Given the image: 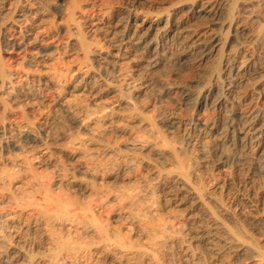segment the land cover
<instances>
[{"label": "bare ground", "instance_id": "bare-ground-1", "mask_svg": "<svg viewBox=\"0 0 264 264\" xmlns=\"http://www.w3.org/2000/svg\"><path fill=\"white\" fill-rule=\"evenodd\" d=\"M47 6L0 0V264H264V0H56L62 47Z\"/></svg>", "mask_w": 264, "mask_h": 264}, {"label": "rangeland", "instance_id": "rangeland-1", "mask_svg": "<svg viewBox=\"0 0 264 264\" xmlns=\"http://www.w3.org/2000/svg\"><path fill=\"white\" fill-rule=\"evenodd\" d=\"M55 1L56 0H54V1L53 0H47V2H48V6H47V9L48 10H47V12L50 11L48 13L49 15H48V18H47V26L50 27L52 29V31H53L52 32V35H53L52 38H55V36L56 37L59 36L58 37L59 39L58 38H55L54 40H55V42H57V44H58L59 47H62L63 46V42L65 41V36H66V34L60 33V24H61L62 21H61L59 15L57 13H55L53 10L50 9L52 3H54ZM100 1L101 2H99V0H81L82 8L78 12V14L79 13L84 14L85 19H86V17L89 16L88 14L90 13V10L91 9H93V11H94L93 13L96 12L95 14H98L101 11H105L106 9H108L110 7H116L114 5L119 6V5L125 4L126 2H129L131 0H125V1L122 0V2H121V0H104L105 2L102 1V0H100ZM108 1H109V3H108ZM88 6H90L91 8L88 7ZM101 6L103 7V9H102ZM87 9H89V10H87ZM98 10H101V11H98ZM83 20H84V17H83ZM8 30H9V32H8ZM8 30H6V29L5 30L4 29L2 30V32H1L2 37L4 35H6L8 37V36H11V35L14 34V32H12L13 31L12 29H8ZM5 32H7L8 34L5 33ZM97 38L98 39H100V38L102 39V37H100V36H98ZM9 51H11V53ZM18 52H19L18 50L8 49L7 51H3V49H2V56L5 58V60H6V58H7L8 61L11 60L9 62H11L12 64L14 62H15V64H18V63H20L22 61V58H23V55H24V52H21V51L19 53ZM60 52H62V50L59 51V53ZM22 53H23V55H22ZM66 57L67 56H65L64 58H66ZM73 58H74V56L71 55V56H68L65 60H67V59L68 60H72ZM19 60H21V61H19ZM16 61L17 62L19 61V62L16 63ZM53 92H55V91L49 92V96L52 95ZM35 112H36V110L34 111V113ZM45 166L46 165H42V166L37 167V169L39 170V171L37 170V172H38V174H46V175L48 174L47 176H50L51 175V171H52L51 169L53 168L52 167V164H49L48 163L47 166H46V168H44ZM40 167H42V168H40ZM46 171H48V172H46ZM19 180H21V178H19ZM110 203H108L105 206H107V207L110 206L111 208H113L112 211L111 210L108 211L104 205L100 208L101 210L99 209V211H103V215H102L101 218L104 219V222L106 224H108L109 226H114L116 229H122V230H124V231L127 232V230H129V228L127 227L128 226V223L125 221V219H124L123 216H120V215L115 214V211H116L115 209H117V203H115V202H110ZM105 211H107V212H105ZM115 218H116V220H115ZM49 229L47 230V240H48L47 241V252H48V247H50L52 245L50 238H48V236L50 237V234L49 233L52 232V230H50V232H49ZM41 231L42 230H38L37 231V235L40 236L41 239H44V234H43L44 232L43 231L41 232ZM132 238H133V236H132ZM134 238H136V236H134ZM141 241L143 242V244H142ZM141 241H139V243H136V242L135 243L137 245H140V246L145 245V247L148 245V243L144 242L143 240H141ZM83 243H85L89 247H91V248L87 249V252L86 253L83 252V253H81V256L78 257V259L72 260L71 257H69L67 254H65L66 253V251H65L64 252L65 256H64V254H61V255H59V257L56 258L57 263L58 264H153L152 263L153 262L152 259L150 260V256H148V254H144V250H142V249H145V248H142V249L139 250V252H136V253H133V254H126V255L122 254V256H121L119 253H116V255H115V253H113L111 255L110 254L108 255L106 253V251H104L105 245L103 243H100L98 245V247H93V246H96V245H94V240L92 238L85 239ZM48 244L49 245L51 244V245L49 246ZM34 249L36 251H40V250H42V247L35 246ZM57 251H58V249H56V247L54 246V249H53V251L51 253L56 254ZM227 256H228L227 257V260H230L231 259V256L230 255H227ZM62 257H64V258H62ZM59 258L62 259V260H60ZM169 258H170V260H169ZM166 261L172 264L174 262L175 263L176 262H179L180 260H179V258H177V256H175L174 258L169 256L168 258L166 257ZM200 262H202V261H200ZM200 264H204V260H203V263H200Z\"/></svg>", "mask_w": 264, "mask_h": 264}]
</instances>
